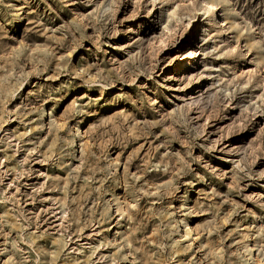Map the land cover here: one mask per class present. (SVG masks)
Segmentation results:
<instances>
[{
	"label": "rangeland",
	"instance_id": "rangeland-1",
	"mask_svg": "<svg viewBox=\"0 0 264 264\" xmlns=\"http://www.w3.org/2000/svg\"><path fill=\"white\" fill-rule=\"evenodd\" d=\"M0 264H264V0H0Z\"/></svg>",
	"mask_w": 264,
	"mask_h": 264
},
{
	"label": "bare ground",
	"instance_id": "bare-ground-1",
	"mask_svg": "<svg viewBox=\"0 0 264 264\" xmlns=\"http://www.w3.org/2000/svg\"><path fill=\"white\" fill-rule=\"evenodd\" d=\"M207 8H208V6H207ZM210 8V7H209Z\"/></svg>",
	"mask_w": 264,
	"mask_h": 264
}]
</instances>
